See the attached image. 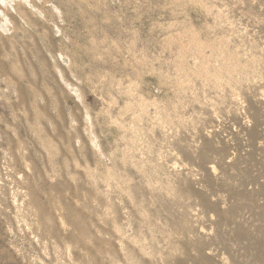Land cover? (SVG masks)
I'll use <instances>...</instances> for the list:
<instances>
[{"label": "rangeland", "instance_id": "1", "mask_svg": "<svg viewBox=\"0 0 264 264\" xmlns=\"http://www.w3.org/2000/svg\"><path fill=\"white\" fill-rule=\"evenodd\" d=\"M0 264H264V0H0Z\"/></svg>", "mask_w": 264, "mask_h": 264}]
</instances>
